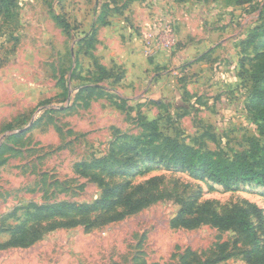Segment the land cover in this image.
<instances>
[{"label": "rangeland", "instance_id": "rangeland-1", "mask_svg": "<svg viewBox=\"0 0 264 264\" xmlns=\"http://www.w3.org/2000/svg\"><path fill=\"white\" fill-rule=\"evenodd\" d=\"M100 1L108 6L136 0ZM154 1L168 6L180 24L191 19L204 25L201 37L209 26L223 27L219 34L227 38L224 58L234 64V71L230 64L225 70L205 68L194 75L204 84L213 80L214 71L232 80H224L232 87L222 92V113L205 111L198 122L191 116L182 117L183 122L180 116L168 123L159 119L160 132L227 157L247 152L254 142L262 144L260 114L248 106L253 94L250 76L256 64L264 62V48L258 44L264 38L259 35L250 45L246 41L263 23L264 0ZM96 4L15 0L12 17L3 20L0 13V244L19 226L27 229V237L37 233L26 247H0V264H249L246 253L253 245L239 229L209 223L186 228L173 226L172 220L188 205L196 210L210 202L211 209L222 213L249 204L261 210L260 218L252 214L250 219L264 247V187L223 185L187 168L152 163L147 156L129 160L134 151L121 150L149 133L146 119L152 108L142 114L138 101L129 98L135 91L129 93L120 71L108 76L92 67L89 58L73 53L76 43L88 45L89 36L83 42L78 38H85L88 25L83 28V23L93 20ZM106 15L101 22L107 21ZM172 20L162 18L160 23L175 29ZM177 71L168 72L164 82L176 93ZM185 76L187 85L190 74ZM161 145L156 140L149 147ZM99 159L105 160L81 166ZM152 177L157 179L149 183ZM113 187L121 197L130 193L131 206L147 202L124 214L121 205H98L105 188ZM60 203L92 209L52 215L32 207Z\"/></svg>", "mask_w": 264, "mask_h": 264}, {"label": "crops", "instance_id": "crops-1", "mask_svg": "<svg viewBox=\"0 0 264 264\" xmlns=\"http://www.w3.org/2000/svg\"><path fill=\"white\" fill-rule=\"evenodd\" d=\"M96 2L98 11L93 14V20L88 24L83 23V28L88 25L85 32L90 31L88 45L81 48L76 43L73 53L80 59L84 56L89 58L92 67L96 66L108 76L113 71H120L126 89L129 93L135 91L129 98L138 101L136 105L143 111L142 114H147L144 110L147 107L152 108L147 120L162 119L168 123L171 117L180 116L183 122L182 117L191 116L198 122V115L205 111L215 115L222 113V92L232 87L225 85L227 81L224 80H232L212 71L213 80L204 84L203 79L194 75L205 68L216 70L223 66L225 70L233 64L224 58L227 57L224 56L227 38L219 34L223 27H218V24L209 26L207 34L201 37L199 33L204 25L191 19L180 24V20L174 21L168 6L165 8L166 5L154 3V0H136L132 4L123 1L108 6H104L100 0ZM114 7L119 9L115 10ZM123 12H128L129 16ZM105 14L108 19L103 23L101 20ZM162 18L173 19L175 29L172 28L171 33L160 23ZM157 33L164 34V44H156V41L149 39L148 34ZM175 68L179 74L177 93L169 90L164 83L168 72ZM229 68L233 70L234 64ZM189 74L185 85V75Z\"/></svg>", "mask_w": 264, "mask_h": 264}, {"label": "trees", "instance_id": "trees-1", "mask_svg": "<svg viewBox=\"0 0 264 264\" xmlns=\"http://www.w3.org/2000/svg\"><path fill=\"white\" fill-rule=\"evenodd\" d=\"M14 2L15 0H0V13L3 16V20L13 16L12 9ZM260 16L262 17L263 23L253 29V33L246 41L248 45L253 44L259 35L264 38V5L260 10ZM259 29L261 30L260 33ZM84 33L85 38H79V41H84L86 36L90 37V32ZM258 44L264 48L263 39L259 40ZM254 49L257 50L256 47ZM250 77L253 94L248 109L259 112L261 123L258 127L264 135V62L256 64V68ZM170 120L168 119V122ZM146 121L150 124L149 133L145 136L135 138L132 144L121 147V150L127 153L134 151L135 156L130 157L129 160L135 157L142 158L147 156L152 163H165V165L167 164L172 167L187 168L195 173L196 176L223 185H229L233 182H246L264 187V142L262 144L254 142L247 152L242 151L235 153L232 157H227L222 152L203 151L200 148L182 144L176 138L163 135L160 132L159 120L146 119ZM156 140H161V148H150L149 146ZM138 146L139 149H137ZM104 160L99 159L91 163H82L81 166L85 168L93 167L102 163ZM156 179V177H152L148 182L153 183ZM137 188L142 189L143 186L140 185ZM106 201L108 204L107 209L114 208L117 205L123 206L122 214L138 211L143 207V203L147 202V200L136 201L131 206L130 193L121 197L117 187L105 188L103 197L96 203L102 205ZM208 204L200 205L196 210H192V205L181 208L177 217L172 220V225L192 228L202 223H209L223 230L233 227L237 228L245 235V239L253 245L246 253L247 262L249 264H264V247L260 245L256 227L250 219L252 214L260 218L261 210L248 204L247 207L234 205L222 213H217L209 207L210 202ZM32 207L36 211L46 210L52 215L71 210L89 212L92 209L91 206L70 203H60L45 208H37L34 205ZM118 215L112 218H117ZM27 235V229L24 226H19L13 232V237L6 243L0 244V247H26L36 239L37 233L29 237Z\"/></svg>", "mask_w": 264, "mask_h": 264}, {"label": "built area", "instance_id": "built-area-1", "mask_svg": "<svg viewBox=\"0 0 264 264\" xmlns=\"http://www.w3.org/2000/svg\"><path fill=\"white\" fill-rule=\"evenodd\" d=\"M164 28L166 29V31L168 33H171V27L169 26V24H164L163 25ZM148 37L150 40H154L156 41V44H164L165 43V39H164V34L163 33H157V34H148Z\"/></svg>", "mask_w": 264, "mask_h": 264}]
</instances>
